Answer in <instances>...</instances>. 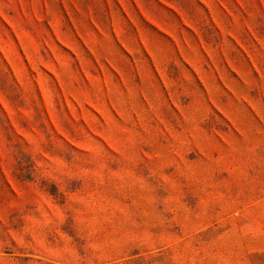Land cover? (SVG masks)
Here are the masks:
<instances>
[{
	"label": "rangeland",
	"instance_id": "374dc122",
	"mask_svg": "<svg viewBox=\"0 0 264 264\" xmlns=\"http://www.w3.org/2000/svg\"><path fill=\"white\" fill-rule=\"evenodd\" d=\"M0 264H264V0H0Z\"/></svg>",
	"mask_w": 264,
	"mask_h": 264
}]
</instances>
